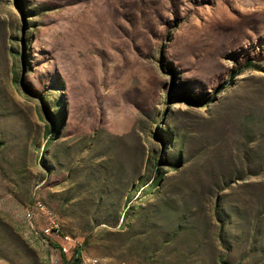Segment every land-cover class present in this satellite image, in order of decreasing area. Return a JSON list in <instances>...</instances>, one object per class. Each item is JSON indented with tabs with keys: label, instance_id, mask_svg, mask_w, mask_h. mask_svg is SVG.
Returning <instances> with one entry per match:
<instances>
[{
	"label": "rangeland",
	"instance_id": "374dc122",
	"mask_svg": "<svg viewBox=\"0 0 264 264\" xmlns=\"http://www.w3.org/2000/svg\"><path fill=\"white\" fill-rule=\"evenodd\" d=\"M77 253L264 264V0H0V264Z\"/></svg>",
	"mask_w": 264,
	"mask_h": 264
},
{
	"label": "built area",
	"instance_id": "2783aa9c",
	"mask_svg": "<svg viewBox=\"0 0 264 264\" xmlns=\"http://www.w3.org/2000/svg\"><path fill=\"white\" fill-rule=\"evenodd\" d=\"M38 211L41 215L45 214L44 216H48L44 204H39V201H36L34 203V207L32 208H27L26 211L31 214V220L34 217V211ZM47 223L45 226L37 228L39 231V234H42L46 237V243L49 237H56L60 238L61 242L58 245L59 250L61 253L66 254L69 250L68 244H66L67 241H69V236L67 235H62V230L61 227L54 219L53 217H47ZM81 264H99V259L95 257H89L82 259Z\"/></svg>",
	"mask_w": 264,
	"mask_h": 264
},
{
	"label": "trees",
	"instance_id": "16d2710c",
	"mask_svg": "<svg viewBox=\"0 0 264 264\" xmlns=\"http://www.w3.org/2000/svg\"><path fill=\"white\" fill-rule=\"evenodd\" d=\"M151 168L153 169V173H154V177L156 178V182H159L161 177L159 175L157 163L151 165ZM141 187L143 188V185ZM61 254L63 255V259H65L64 254L63 253H61ZM74 264H80V256L78 255V253H77L76 257L74 258Z\"/></svg>",
	"mask_w": 264,
	"mask_h": 264
},
{
	"label": "bare ground",
	"instance_id": "6f19581e",
	"mask_svg": "<svg viewBox=\"0 0 264 264\" xmlns=\"http://www.w3.org/2000/svg\"><path fill=\"white\" fill-rule=\"evenodd\" d=\"M40 204V203H39Z\"/></svg>",
	"mask_w": 264,
	"mask_h": 264
}]
</instances>
